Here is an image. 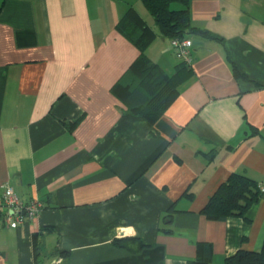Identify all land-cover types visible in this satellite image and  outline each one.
<instances>
[{"label": "crops", "instance_id": "crops-1", "mask_svg": "<svg viewBox=\"0 0 264 264\" xmlns=\"http://www.w3.org/2000/svg\"><path fill=\"white\" fill-rule=\"evenodd\" d=\"M129 9L173 73L141 0H0V185L41 205L0 227V264H186L202 242L225 264L260 248L264 194L243 217L201 209L231 173L264 191V0H190L221 40L190 37L191 72L154 122L112 91L139 53L117 27Z\"/></svg>", "mask_w": 264, "mask_h": 264}, {"label": "trees", "instance_id": "trees-1", "mask_svg": "<svg viewBox=\"0 0 264 264\" xmlns=\"http://www.w3.org/2000/svg\"><path fill=\"white\" fill-rule=\"evenodd\" d=\"M154 23L165 37L183 38L197 36L204 39L221 40L214 32L194 26L191 22L190 0H141ZM178 3L179 8H172ZM118 30L137 47L139 53L126 71L116 81L112 91L121 95L128 107L154 122L177 96V86L190 74L191 65L179 60L173 73H168L145 54V49L156 32L135 12L129 9L118 23ZM236 77H245L232 64ZM264 194L253 179L240 173H231L209 197L201 209L209 219L224 220L229 216L243 217L248 208ZM50 229L49 227H46ZM37 233H33V239ZM121 244L119 240L114 241ZM61 256L66 251L59 253ZM212 247L207 242L198 244L193 260L186 264H209ZM225 264H264V237L258 250L238 249L225 258Z\"/></svg>", "mask_w": 264, "mask_h": 264}, {"label": "built area", "instance_id": "built-area-1", "mask_svg": "<svg viewBox=\"0 0 264 264\" xmlns=\"http://www.w3.org/2000/svg\"><path fill=\"white\" fill-rule=\"evenodd\" d=\"M171 46L175 56L186 63L191 62L190 37L172 38ZM0 227L17 228L27 219L36 217L41 209V205L36 199L23 202L12 185L3 183L0 185Z\"/></svg>", "mask_w": 264, "mask_h": 264}]
</instances>
